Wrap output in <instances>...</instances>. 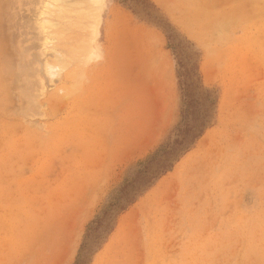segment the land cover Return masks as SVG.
<instances>
[{"label": "rangeland", "instance_id": "rangeland-1", "mask_svg": "<svg viewBox=\"0 0 264 264\" xmlns=\"http://www.w3.org/2000/svg\"><path fill=\"white\" fill-rule=\"evenodd\" d=\"M24 1L6 10L25 32L5 40L11 65L32 76L0 93V264H77L89 224L175 134L191 68L165 20L200 55L212 126L81 264H264V0Z\"/></svg>", "mask_w": 264, "mask_h": 264}, {"label": "trees", "instance_id": "trees-1", "mask_svg": "<svg viewBox=\"0 0 264 264\" xmlns=\"http://www.w3.org/2000/svg\"><path fill=\"white\" fill-rule=\"evenodd\" d=\"M168 31L165 32L170 42L177 40L175 49L181 55L188 56L184 64L179 61V70L190 66L186 71L184 81L179 80L183 109L181 121L175 129V134L160 144L144 161H141L132 175L118 189L108 204L95 220L89 224L84 242L81 246L77 264L82 263V254L96 253L103 243L113 233L118 218L125 213L139 198L147 193L161 178L173 170L175 165L189 153L214 119L215 100L211 99L204 87L199 70L200 55L192 53L194 45L190 43L172 24L165 20ZM176 41H174L175 43ZM187 51H189L187 55ZM181 72V71H179ZM182 75V73H180ZM179 74V75H180ZM87 263V260L85 261Z\"/></svg>", "mask_w": 264, "mask_h": 264}, {"label": "bare ground", "instance_id": "bare-ground-1", "mask_svg": "<svg viewBox=\"0 0 264 264\" xmlns=\"http://www.w3.org/2000/svg\"><path fill=\"white\" fill-rule=\"evenodd\" d=\"M17 1V2H16ZM158 3H160L161 5H163V0L161 1V0H156ZM16 2V4L18 3L19 4V6H20V4H22V5H24V3L23 2H25L24 0H0V93L1 94H3V95H7L6 93L7 92H9V89L11 88L12 89V87H9V85L11 86L13 83H15V82H17L18 80H20V79H23V80H25V83H26V81H27V78L30 76V75H28L29 74V72H27L28 70L26 69L27 67H26V65H32V62H30V61H28V60H26V58H24V62H25V66H23V67H21L20 68V70L18 69V67H17V71L15 70L14 71V69H13V66L11 65V61L13 60L12 59V55L14 56L15 54V52H17L14 48H12L11 50H9L7 47L8 46H10V44H9V42L11 43L12 41H13V39H18L19 40V38L21 39V36L22 37H24L25 36V32H23L24 31V28L23 27H21V25H17V21L16 22H14V20H15V18H13L14 16H13V13L11 14L10 13V11H9V13L11 14H9V13H7V9H10L11 7L13 8V5H16V4H13V3H15ZM15 7V6H14ZM11 8V9H12ZM16 8V7H15ZM14 8V9H15ZM24 8V7H23ZM21 10H23V11H25L24 9H21ZM6 14H9L8 15V17H7V15ZM13 16V17H12ZM12 19H11V18ZM16 17V16H15ZM20 18V17H19ZM23 18V17H22ZM17 20V19H16ZM14 22V23H13ZM19 22H21L20 20H19ZM23 28V30L21 31V29ZM16 31H17V33L18 34H16ZM19 35V36H18ZM24 35V36H23ZM14 37V38H13ZM8 40L9 42H8V44L9 45H7V42L5 41V40ZM15 39V40H16ZM20 41V40H19ZM24 41V40H23ZM13 43H15V42H13ZM13 43H11L12 45H14ZM22 42L20 41L19 42V44H21ZM15 46V45H14ZM20 46V45H19ZM13 47V46H12ZM21 48V47H20ZM23 48V47H22ZM21 48V51L22 52H20L19 53V55H21V56H24L25 55V53H26V51L24 52V49H22ZM19 51H20V49H19ZM18 51V52H19ZM17 52V53H18ZM24 52V53H23ZM16 53V54H17ZM24 54V55H23ZM27 55H25V57H26ZM133 57V56H132ZM30 60V59H29ZM131 60H132V58H131ZM130 61V60H129ZM27 62V63H26ZM12 64H14V62L12 63ZM19 64H21V62L19 63ZM21 66V65H20ZM33 70L34 69H32V72H33ZM28 75V77L26 78V76ZM32 76V75H31ZM30 76V77H31ZM33 77H34V75H33ZM37 77V76H36ZM137 78V77H136ZM28 80H30L29 78H28ZM7 81H9V84H8V86H6V82ZM31 82V81H30ZM27 85H29V86H27L26 88H25V91H23V92H26V89H28V88H30V84L28 83ZM21 88V87H20ZM22 92V93H23ZM29 90H27V94H24V95H30L29 93ZM10 96H11V94H10ZM25 97V99H28V97L27 96H24ZM30 98L28 99V101H32L33 100V97L31 98V96H29ZM11 98H12V96H11ZM1 100V99H0ZM18 100L20 101L21 100V98L20 97H18ZM78 230V229H77ZM75 233H77V232H75ZM75 233L73 234L72 233V237H70L71 238V240H69V241H67L68 243H67V245L68 246H66V247H64L65 249L64 250H66V248H69L70 246V244H72L73 242V238H76L77 236H75ZM79 235V234H78ZM71 236V235H70ZM75 236V237H74ZM72 242V243H70L69 244V242ZM75 243L76 242H74V246H76L75 245ZM68 250H70V248L68 249ZM73 250V249H72ZM67 251V250H66ZM65 251V252H66ZM61 253V252H60ZM69 253V252H68ZM72 254L74 253V252H71ZM70 253V254H71ZM65 254H67V252L66 253H64V255H63V259L61 260L62 262V264H66V262H65V257H66V255ZM69 254V255H70ZM71 256H69L68 257V259L70 258ZM60 258H61V256H60ZM71 259V258H70ZM59 261V260H58ZM56 264H58V263H56Z\"/></svg>", "mask_w": 264, "mask_h": 264}, {"label": "crops", "instance_id": "crops-1", "mask_svg": "<svg viewBox=\"0 0 264 264\" xmlns=\"http://www.w3.org/2000/svg\"><path fill=\"white\" fill-rule=\"evenodd\" d=\"M114 142L116 143V145L118 144V147L121 148L122 143H124V138L121 135L119 138L115 139ZM122 166H123V164L115 165L114 168H113V170H108V173L107 174H109V175L110 174H113L111 176V178H113L114 177V173H116L117 170L120 169ZM106 172H107V170H106ZM108 178H110V177L108 176Z\"/></svg>", "mask_w": 264, "mask_h": 264}]
</instances>
